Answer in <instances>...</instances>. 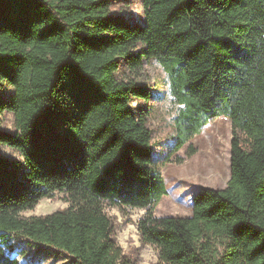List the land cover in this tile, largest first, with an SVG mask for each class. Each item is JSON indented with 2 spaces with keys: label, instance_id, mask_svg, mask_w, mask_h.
<instances>
[{
  "label": "trees",
  "instance_id": "trees-1",
  "mask_svg": "<svg viewBox=\"0 0 264 264\" xmlns=\"http://www.w3.org/2000/svg\"><path fill=\"white\" fill-rule=\"evenodd\" d=\"M111 2L0 0V120L10 112L15 125L0 126V145L20 157L0 154V264H20L6 233L77 264H130L105 203L146 209L138 231L167 264H264V0H142V22ZM151 58L182 105L169 155L194 154L207 123L231 121L227 184L200 188L190 216L154 214L167 188L150 108L132 106L153 91L117 76L122 61L139 70ZM56 191L66 208L21 215Z\"/></svg>",
  "mask_w": 264,
  "mask_h": 264
},
{
  "label": "rangeland",
  "instance_id": "rangeland-1",
  "mask_svg": "<svg viewBox=\"0 0 264 264\" xmlns=\"http://www.w3.org/2000/svg\"><path fill=\"white\" fill-rule=\"evenodd\" d=\"M111 12L132 20H144L142 0H112ZM154 61L158 59L145 60L139 70L130 69L122 61L117 76L127 81L134 80L153 91L151 100L146 102L135 98L132 106L150 108L148 126L152 130V166L162 174L167 188L166 194L156 204L154 214L190 216L193 196L200 188H224L227 184L230 177L231 121L227 116H219L207 123L190 141L196 148L194 154L188 156L185 145L169 155L176 137L175 117L182 105L175 101L170 92L165 69L163 66L157 67ZM11 91L10 87H5L6 94ZM0 121L3 130L14 132L12 113L5 112ZM0 154L11 159L20 158L18 152L5 145H0ZM179 157L183 158L181 162L177 161ZM65 196V193L56 191L52 197L41 199L33 209L22 211L21 215H42L66 208L69 203ZM104 211L113 223L114 238L130 264H167L159 258L158 248L144 242L138 231V220L146 209L105 203ZM5 238L8 240L5 250L12 252L20 264H77L65 254L36 246L15 233H6ZM227 241L221 237L211 239V247L221 255Z\"/></svg>",
  "mask_w": 264,
  "mask_h": 264
},
{
  "label": "clouds",
  "instance_id": "clouds-1",
  "mask_svg": "<svg viewBox=\"0 0 264 264\" xmlns=\"http://www.w3.org/2000/svg\"><path fill=\"white\" fill-rule=\"evenodd\" d=\"M154 63L157 65V67L162 68V65H160L159 61H154Z\"/></svg>",
  "mask_w": 264,
  "mask_h": 264
},
{
  "label": "bare ground",
  "instance_id": "bare-ground-1",
  "mask_svg": "<svg viewBox=\"0 0 264 264\" xmlns=\"http://www.w3.org/2000/svg\"><path fill=\"white\" fill-rule=\"evenodd\" d=\"M214 144H216V142H214Z\"/></svg>",
  "mask_w": 264,
  "mask_h": 264
}]
</instances>
